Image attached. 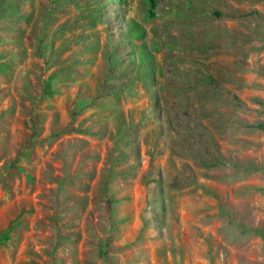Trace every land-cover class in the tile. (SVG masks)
<instances>
[{"label": "rangeland", "instance_id": "obj_1", "mask_svg": "<svg viewBox=\"0 0 264 264\" xmlns=\"http://www.w3.org/2000/svg\"><path fill=\"white\" fill-rule=\"evenodd\" d=\"M264 0H0V264H264Z\"/></svg>", "mask_w": 264, "mask_h": 264}, {"label": "trees", "instance_id": "obj_2", "mask_svg": "<svg viewBox=\"0 0 264 264\" xmlns=\"http://www.w3.org/2000/svg\"><path fill=\"white\" fill-rule=\"evenodd\" d=\"M150 5H151V9L152 10H155L156 9V6H157V2L158 0H148ZM258 128L262 131H264V124H260L258 125Z\"/></svg>", "mask_w": 264, "mask_h": 264}]
</instances>
